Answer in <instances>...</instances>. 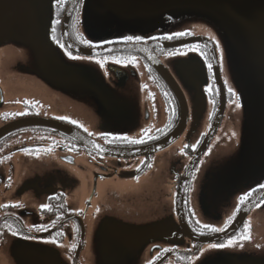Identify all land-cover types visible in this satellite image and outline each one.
Here are the masks:
<instances>
[{
	"label": "flooded vegetation",
	"instance_id": "1",
	"mask_svg": "<svg viewBox=\"0 0 264 264\" xmlns=\"http://www.w3.org/2000/svg\"><path fill=\"white\" fill-rule=\"evenodd\" d=\"M129 6L130 0H100L97 5H90V0H65L63 6L57 0H0V53L3 44L12 46L15 69L9 88L0 76V131L25 121L47 120L75 132L72 135L49 127L28 126L0 139V252L10 245L15 247V254L25 250L31 258L35 250L54 252L48 264H56L59 256L67 253L72 256V264H80L87 234L97 235L101 229L93 225L99 213V208L93 209L98 182L121 183L117 177L123 169L129 172L127 177L135 179L134 183L141 181L147 187L129 191L135 185L127 178L123 186L128 191L106 188L104 203L114 197L129 202L130 207L134 203L143 205L142 200L152 202V206L132 208L126 214L144 216L148 221L143 226L136 221L129 225L135 234L124 242L134 250L128 257L132 264H194L211 245L226 246L230 241L242 249L235 264H264V252L259 249L257 255H251L250 248L245 249V244L252 242L250 233L257 227L264 207V184L250 188L243 203L240 198L225 224L212 225L221 231L203 227L192 203L199 169L224 123L228 126V106L231 105L228 114L232 115L237 104L243 105L232 94L242 98L239 87L233 82L230 92L225 84L216 40L203 36L201 28H194L208 22L196 16H179L173 18L176 26L163 28L165 34L154 36L156 39L125 42L128 36L139 37L130 23ZM71 7L67 33L72 44L85 50L108 48L112 53L86 57L69 49L64 21ZM142 21L152 22L151 17ZM185 30L191 34L175 35ZM215 33L228 51L224 33ZM98 40L106 43L90 46ZM198 40L214 45L226 96L224 118L209 143L220 110V92L211 50L203 42L192 43ZM121 48L130 50L120 51ZM150 52L186 100L185 130L160 153L123 159L102 155L89 145L97 143L122 152L144 150L171 137L181 125L179 98L153 66ZM132 56L136 61L128 63ZM114 58L124 62L115 64ZM24 112L27 114L16 115ZM131 140L144 142L131 144ZM25 149L33 151L26 153ZM83 160L99 171L86 200L82 190L79 198L70 191L75 186L72 172L83 169ZM121 196L124 198L119 199ZM254 201L257 204L234 236L201 246L200 241L228 232Z\"/></svg>",
	"mask_w": 264,
	"mask_h": 264
},
{
	"label": "rangeland",
	"instance_id": "2",
	"mask_svg": "<svg viewBox=\"0 0 264 264\" xmlns=\"http://www.w3.org/2000/svg\"><path fill=\"white\" fill-rule=\"evenodd\" d=\"M144 2V0H130V23L132 26L136 27L135 34L137 36L144 41H147L156 35H164L163 28L167 26H176L174 19H169V17L155 19L149 24L143 22L142 20L146 16L145 11L148 10L147 4ZM194 28H201L203 36L211 40H216L217 43L219 42L220 47L218 50L220 59L222 58L221 69L225 84L229 89L232 88L233 82L238 86L239 78H237L235 74L238 69L235 71L234 68V64H236L237 68V62H235L236 60L234 59L231 50L229 49L226 51L223 47L221 38L216 36L215 31L218 29L213 28L211 23H204V25L195 26ZM182 33L191 34L190 31L188 32L186 30ZM105 43L106 42L98 40L91 42L90 46L97 47ZM1 47H3V49L0 53L2 71L0 76H3L5 80L4 84L9 88L10 77L15 70L12 62V46L10 44H3ZM23 59L28 60L26 57ZM229 74L232 78L231 81H229ZM235 97L236 99L238 97L237 100H241L243 105L232 111V115L228 114L231 105L228 106V112L226 113L227 116L225 117V121L228 118V126H225V122L220 129L218 137L212 145L210 152H208L205 157L194 183L192 203L195 208L197 220L200 224L211 226L214 224H225V221H227L232 213L236 211L240 198L245 196L250 188L253 189L259 183L264 184V164L261 163L264 159V125L262 129L257 131V128L255 127L256 120H254V130L251 133L249 120H247L248 114L245 109L246 103L245 101L243 102V98H241L240 95H235ZM207 114L208 116L210 115L209 106ZM260 120L264 124V120ZM240 123L243 125L239 126ZM246 136L252 140V146L247 142ZM224 150H227L226 162L222 163L219 159V163L217 159L220 156L216 159L215 155L217 157V155H220ZM249 152L254 153L258 160L257 168L253 170L250 169L252 165L246 164ZM81 165L83 169L72 172V179L75 182V186L71 188L70 191L79 198L82 190L84 193V200H86L90 194L91 185L99 171L92 168L84 160ZM259 165H262V168L259 169ZM118 174L119 176L117 179H121V183L117 181L113 182L112 180H100L98 182V195H96L94 200L93 209L96 210L99 208V213L95 217L93 225L95 227V225L98 224V227L100 226L101 229L97 235L93 232L92 234L91 232L87 234V237L85 238L86 247L80 256V264H83L84 257V264H132L128 257L134 250L127 248L128 245L124 242L135 234L133 228H130L129 225L132 224L133 221H136L137 224L143 226L147 224L148 221L144 216L136 215L133 217L126 216V214L132 208L140 209L141 207L144 209L145 205L152 206V202L142 200L140 203L143 205H135L134 203L132 205L133 207H130L129 202L125 201L123 203L114 197L109 203H104L102 200L103 191L106 188L126 190L127 188L123 185L126 183L127 178L130 183L135 185V187L131 188L129 191L137 192L139 189L147 187L141 181L134 183L135 179L133 177H127L129 172H126L125 170L123 171V169L120 170ZM107 182H109L108 185H106ZM126 197L127 196H125V198ZM118 198L123 199L124 197L121 196ZM103 203V208H101ZM166 208L167 206L165 204L164 209ZM259 216L260 217L257 218L256 222L258 223L257 227L254 226L253 231L250 233L252 242L245 244V247L247 246L245 248L246 250L250 248L251 255H257L256 251L259 249L260 252H264V223L262 222L264 220V207L259 213ZM14 250L15 247L13 245L4 248L0 252V264H48V262L55 257L54 252L44 253L40 250H35L33 251V257L31 258L30 254L25 250L18 252L17 254L14 253ZM240 253H242V249L234 246V243L228 244L224 247L208 248L202 252L193 263L235 264L237 260L236 256ZM59 257L60 259L55 261L56 264H72L73 262L72 256L67 253H62Z\"/></svg>",
	"mask_w": 264,
	"mask_h": 264
},
{
	"label": "water",
	"instance_id": "3",
	"mask_svg": "<svg viewBox=\"0 0 264 264\" xmlns=\"http://www.w3.org/2000/svg\"><path fill=\"white\" fill-rule=\"evenodd\" d=\"M100 0H90V5L99 4ZM147 4V11H145V18L151 17V21L161 18H176L179 16H196L202 19H205L208 23H211L215 28L220 32L224 33L227 39L228 50L230 49L234 59L237 62L234 64L235 71L239 75V88L242 94L243 102L245 101V109L247 115V120H249L250 132L254 130V120H256L255 127L257 131L262 129L263 123L260 119L264 120V0H144ZM67 13L64 21V38L69 49L74 51L77 54L86 56V57H96L102 55H108L112 53L110 49H100V50H85L78 48L72 44L68 36V25L71 17V12ZM101 16L102 13L96 14ZM107 16V13L106 15ZM11 43V34L8 33L6 36ZM203 42L208 46L212 53V59L214 63V70L216 73L217 84L219 86L220 92V110L217 122L212 131L211 136L208 139L209 143L215 133L218 131V128L224 118L226 110V96L224 86L219 73V64L216 49L211 42L204 40L192 41ZM120 51H129L130 49L121 48ZM142 52V50H139ZM155 59V60H154ZM150 61L154 64L161 75L167 80L168 84L173 88L176 93V97L179 98L180 106L182 110V119L181 125L178 127V130L168 139L161 142L160 144L142 150H131V151H116L108 149L99 144L89 145L95 151L99 152L102 155L114 157V158H137L141 156H147L151 154L160 153L168 148H170L177 138H180L185 130V117L187 115V103L186 100L178 88L177 84L174 82L173 78L165 71V68L162 64L155 58L154 54L150 52ZM183 123V124H182ZM36 126V127H49L61 131L63 133L74 135V131L66 126L55 124L47 120H31L25 121L19 124L11 125L10 127L5 128L0 131V139L12 131L18 130L23 127ZM74 132V133H73ZM247 137V142L252 146V140ZM227 150H224L220 155H215L217 161H222L225 163ZM248 161L247 165H252L250 169H256L258 160L254 153L249 152L247 155ZM264 158V157H263ZM262 158V159H263ZM220 163V162H219ZM264 164V159L261 162ZM260 163V164H261ZM262 164V165H263ZM262 165H259V169L262 168ZM181 200V197H180ZM257 201L251 203L247 206L243 214H241L238 219L235 221L233 226L221 237L209 238L200 241L201 246L208 244H215L223 242L226 239L234 236L237 231L241 229L246 220L250 210L255 207ZM184 227V224L181 223Z\"/></svg>",
	"mask_w": 264,
	"mask_h": 264
},
{
	"label": "snow or ice",
	"instance_id": "4",
	"mask_svg": "<svg viewBox=\"0 0 264 264\" xmlns=\"http://www.w3.org/2000/svg\"><path fill=\"white\" fill-rule=\"evenodd\" d=\"M64 2H65V0H57V4L58 5H61V6H63V4H64ZM56 23L57 24H59L60 23V20L59 19H57V21H56ZM53 31H54V29H53ZM176 36H183V35H185V33H176L175 34ZM172 37H167V39H171ZM140 37H132V36H128V37H126V41L125 42H132V41H140ZM152 39H156V37H153ZM85 43H89L88 41H84ZM107 43H111V41H108ZM216 47L219 49V47H220V45H219V43H217V45H216ZM78 57H73V59H77ZM136 57L135 56H132V57H130L129 59H128V63H134L135 61H136ZM124 61L122 60V59H113V63H115V64H121V63H123ZM97 63H100L99 61H97ZM101 66H103L102 64H101ZM211 65H209V69H211ZM229 91L230 92H232V89H229ZM232 94L233 95H236V93H234V92H232ZM237 99H238V97H237ZM25 103H27V102H25ZM236 107H240V105L239 104H237L236 105ZM27 114V112H24V113H17L16 115H19V116H23V115H26ZM60 119H64L63 117H60ZM73 123H75V121H73ZM123 139H125V140H127V138L125 137V138H123ZM144 141L143 140H131V141H129V143H131V144H138V143H143ZM51 149H46V151H50ZM30 151H33V150H31V149H25V152L27 153V152H30ZM35 151H40V149H36ZM244 202V197H241V203H243ZM4 207H8V205H5ZM43 207H47L46 205L45 206H42V208ZM203 227H205V228H210L211 229V231H213V232H216V231H221L222 229H219V228H215V227H212V226H210V225H203ZM13 235H17V233L15 232V231H13V233H12ZM230 244L232 243L231 241L229 242ZM225 245H211V247L212 248H216V247H224Z\"/></svg>",
	"mask_w": 264,
	"mask_h": 264
}]
</instances>
